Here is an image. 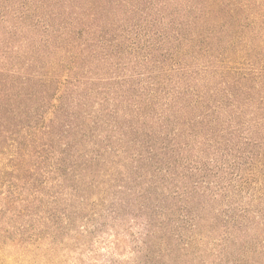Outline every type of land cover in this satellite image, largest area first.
Returning <instances> with one entry per match:
<instances>
[{"label":"rangeland","instance_id":"1","mask_svg":"<svg viewBox=\"0 0 264 264\" xmlns=\"http://www.w3.org/2000/svg\"><path fill=\"white\" fill-rule=\"evenodd\" d=\"M165 1L0 0V264H264V212L227 231L222 198L120 138L118 19L166 26L188 0Z\"/></svg>","mask_w":264,"mask_h":264},{"label":"trees","instance_id":"2","mask_svg":"<svg viewBox=\"0 0 264 264\" xmlns=\"http://www.w3.org/2000/svg\"><path fill=\"white\" fill-rule=\"evenodd\" d=\"M118 20L120 138L209 197L264 199V0H188L163 27ZM222 199L227 231L264 212Z\"/></svg>","mask_w":264,"mask_h":264}]
</instances>
